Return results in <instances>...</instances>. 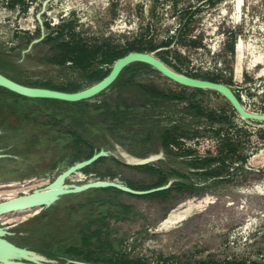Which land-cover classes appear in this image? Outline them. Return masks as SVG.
<instances>
[{"label":"rangeland","instance_id":"obj_1","mask_svg":"<svg viewBox=\"0 0 264 264\" xmlns=\"http://www.w3.org/2000/svg\"><path fill=\"white\" fill-rule=\"evenodd\" d=\"M61 44L88 58L52 61ZM130 46H149L162 60L198 78L228 81L247 109L264 112V0H0V71L26 85L83 89L112 67L102 59L103 52L113 56ZM148 90L169 99L154 98ZM180 94L182 100L172 99ZM54 120L52 126L37 124ZM171 126L200 159L214 158L209 164L216 171L191 169L194 156L165 153L164 159L147 164L153 170L126 167L110 156L91 165L89 172H76L68 183L102 175L153 186L162 178L159 170L188 174L184 187L141 196L129 213L119 210L109 217L102 236L107 250L100 252L103 245L95 239L91 253L97 260L123 257L134 264H264V125L244 121L221 95L179 89L151 69H127L87 102L19 98L0 87V150L22 162L7 161L15 177L2 182L24 185L34 179L30 192L45 187L76 156L87 154L80 137L121 160L116 145L133 155L160 156V135ZM28 133L37 138L30 140ZM130 196L111 187L65 195L21 220L12 215L18 221L9 238L66 256L45 254L53 260L82 261L68 246L81 245L87 233L82 227L93 224L96 216L106 218L118 210L99 199L128 204ZM12 217L0 219V225H14Z\"/></svg>","mask_w":264,"mask_h":264},{"label":"water","instance_id":"obj_2","mask_svg":"<svg viewBox=\"0 0 264 264\" xmlns=\"http://www.w3.org/2000/svg\"><path fill=\"white\" fill-rule=\"evenodd\" d=\"M41 24L44 28L42 21ZM34 42L36 41H33L32 44ZM135 62L149 64L158 70L163 76L181 85L215 91L221 94L230 103L232 108L243 117L244 121L256 126L264 125V112L261 113L247 109L230 85L220 81H213L188 75L187 73L178 70L177 68L165 62L156 56L152 51H132L122 57H119L113 63L110 72L106 76H104L99 81L77 91H64L49 87L26 85L9 77L1 71L0 87L6 88L14 93L28 98L80 102L91 99L108 89L118 79L122 71L128 65ZM116 146L118 148V152L125 160L119 159L112 151L102 148L89 158L76 161L67 168L56 173L57 175L45 187L36 188L30 193L20 194L14 198L0 200V217L9 212L28 209L36 206H40L41 209L49 208L65 195L78 194L92 189L111 187L134 195H147L166 190L172 186L174 183V180L172 179H169L166 184L145 190L135 189L126 183L107 178H96L82 183L67 182V180L73 174L93 165L101 158L113 156V158L128 166H142L150 164L151 162L159 159H164L165 151L163 149L159 151V153H161L159 158H152L151 156L158 152L150 153L147 156H138L127 152L120 145ZM123 151L127 152L128 155L131 154L141 158L142 161H128L126 156L123 154ZM1 156L3 155L0 154V157ZM16 224L8 225L3 223L0 225V264H95L92 262L72 259H64L65 262L53 260L36 250L13 243L8 239V237L15 234V232L11 229ZM35 255L39 258H35Z\"/></svg>","mask_w":264,"mask_h":264},{"label":"trees","instance_id":"obj_3","mask_svg":"<svg viewBox=\"0 0 264 264\" xmlns=\"http://www.w3.org/2000/svg\"><path fill=\"white\" fill-rule=\"evenodd\" d=\"M152 49H150L149 46H145V47H136V46H130V50H127L126 52H121L119 54H116V55H113V56H109L106 52H103L102 53V59L104 61H107L108 63L112 64L119 58V57H122L124 55H126L127 53L129 52H132V51H151ZM156 50V49H155ZM59 55L57 56V58H54L52 61H55V62H59V63H65V60L68 59V58H73L74 60L75 59H78V60H83L84 58H88V54L84 53V54H75V50L70 48L69 47V44H61L59 46ZM170 51V50H169ZM167 62L168 64L172 65L173 67L177 68L178 70H181L185 73H187L188 75H191V76H194V77H197L199 75H196V74H193L191 72H188V71H184L181 67L177 66V65H174L172 64L171 62H168V61H165ZM111 65V66H112ZM112 68V67H111ZM110 69H108L100 78L102 79L104 76H106L109 72H110ZM133 69V68H136V69H141V68H145V69H151L153 70L154 72L162 75L158 70H156L155 68H153L152 66H150L149 64H146V63H143V62H135V63H132L130 65H128L123 71L122 73L120 74V76L118 77V79L120 77H123L125 71L127 69ZM163 76V75H162ZM165 77V76H163ZM166 79L170 80L169 78L165 77ZM117 79V80H118ZM205 79V78H204ZM206 79H209V80H213V81H220V82H225L226 84H229L228 81H221L220 79H217V78H211V77H208ZM98 80V81H99ZM116 80V81H117ZM115 81V82H116ZM176 87H179V89H186V90H190L192 92H206V93H213V94H216V95H221L215 91H212V90H206V89H200V88H193V87H188V86H184V85H181L175 81H172L170 80ZM97 82V81H96ZM114 82V83H115ZM113 85V84H112ZM2 89H5L9 92H11L12 94H15L16 96H18L19 98H28V97H25V96H22V95H19L17 93H14L6 88H3L1 87ZM66 91V90H64ZM74 91H77V90H74ZM149 93L151 94V96H153L154 98H158V99H163V100H166L167 98L169 99V96L168 94H162L160 92H157V91H154L153 90H148ZM222 96V95H221ZM183 95L180 94V95H174L172 97L173 100H182L183 99ZM43 99V98H41ZM47 101H55V102H62V103H68L66 101H61V100H56V99H46ZM227 101V100H226ZM81 102V101H80ZM82 102H87V100H83ZM228 102V101H227ZM229 103V102H228ZM191 105V104H190ZM234 110V109H233ZM155 115V114H154ZM155 117V116H154ZM152 119H155L153 117H151ZM172 128H175L173 126H171L170 128H167L165 129L161 135H160V139H161V143H162V147L164 148L165 152L170 155V156H176V155H185V156H188V155H192L194 153L193 150H190L188 149V146H187V142L185 141V138H182L181 136V133L180 135L176 134V133H173V129ZM80 137V136H79ZM80 142H82V144H84V146L87 147V154H85L84 156H76L77 159H75L71 164L75 163L76 161H79V160H82V159H86V158H89L90 156H92L95 152L99 151L96 147L94 146H89L88 142H86V140H84L82 137L79 138ZM183 147V150H181V148ZM86 153V151L84 152ZM194 158H196L195 160H192V168H195V169H199V168H205L206 170H204L205 174H209V173H213L216 171V168H213L211 167V165L209 164V162L215 160L214 158H205V159H200L199 156H195ZM101 159H105V158H101ZM101 159H99L98 161H100ZM97 161V162H98ZM96 162V163H97ZM95 164V163H94ZM209 164V165H208ZM144 166V165H142ZM145 166H151V165H145ZM91 166L85 168L84 170L86 172H89L90 171V168ZM136 167V166H135ZM159 172L162 174V178L161 180L159 181V184L157 186H161L163 184H166L169 180L170 177H173V176H177L179 178H181L182 180H177L175 181L172 186L166 190H163V191H159V192H155V193H166V192H169L172 188H175V187H184L185 186V180L188 178V174L186 173H181L179 172L178 170H175V169H170L168 172H163L162 170H159ZM216 176V175H214ZM156 186V187H157ZM102 189V188H101ZM108 189V188H107ZM155 193H152V194H155ZM150 194V195H152ZM84 239V238H83ZM87 242H84L83 241V246L84 247H87ZM105 250H107V247H104ZM95 253H91V252H87V253H83V254H80L78 256H81L83 258L82 261H87V262H101V263H112V264H134V262H130V261H126L125 259H123V257H118V258H115L114 261H110V260H97V258L94 256ZM73 255L77 256V254H74Z\"/></svg>","mask_w":264,"mask_h":264},{"label":"crops","instance_id":"obj_4","mask_svg":"<svg viewBox=\"0 0 264 264\" xmlns=\"http://www.w3.org/2000/svg\"><path fill=\"white\" fill-rule=\"evenodd\" d=\"M39 86H41V87H49V86H46V85H39ZM49 88H54L55 89V87H49ZM57 89V88H56ZM162 149L164 150V148L162 147ZM165 151V150H164ZM166 153V152H165ZM192 153H194V154H192V155H188V156H196V152L195 151H193ZM148 154H150V153H148ZM148 154H146V155H148ZM146 155H144V156H146ZM168 155V154H167ZM138 156H140V155H138ZM175 157H180V158H182V157H187V156H185V155H176ZM194 157H192V158H194ZM107 159V158H106ZM113 160L114 161H116V162H118V163H120V164H122V165H124V166H126V167H131V168H133V167H135V166H128V165H125V164H123V163H121V162H119L118 160H116L115 158H113ZM195 160V159H194ZM137 168H140V169H147V170H150V169H154V168H152V166H136ZM155 167V166H154ZM191 169H194V168H191ZM99 178H104V176H102V175H100V177ZM108 178L109 179H115V177L114 176H108ZM116 180V179H115ZM128 182H130V184H135V185H137L136 183H134L133 181H130V180H126V181H123V183H126L127 185H129L128 184ZM159 184V182H157L155 185H153V186H140V185H137V187H135V189H140V190H145V189H149V188H153V187H156L157 185ZM130 186V185H129ZM102 189H106L107 190V188H102ZM121 191V190H120ZM115 192H118V191H115ZM118 193H120V192H118ZM131 195H133V196H130L129 198H130V203H128V204H123V203H119V204H117V205H115L114 203H111L110 201H108V200H105V199H99V202L100 203H102V204H105V205H109L110 207H117L118 208V210H117V212L115 213V214H113V213H109V214H107L106 215V218H104V216L105 215H99V216H96L94 219H93V224H95V225H99V227H97V228H92V226H93V224H87V225H85L84 227H82V229H86V232L87 233H85V234H83L84 236H83V241L84 242H87V244H89V245H87V247H85L86 249H83L82 248V246H83V241H82V239H81V245H69L68 246V251H69V253H71V254H77V255H80V254H83V253H87V252H91L92 250H91V248L92 247H94V246H96L95 245V242L96 241H93V240H95V239H97V241H99L100 242V244H102L103 245V249L100 251V252H103V251H106L105 249H104V247H108V244L107 243H104V241L102 240V236L103 235H106V233L105 232H103V230H104V224L106 223V220H108V218L110 217V219H112L113 218V216L115 215V217H116V215H118V211L119 210H122V211H124L125 213H129L130 212V210H131V205L133 204V202H136V201H138V199H139V197H141V196H144V195H134V194H131ZM128 197V196H127ZM95 200H90L89 202H94ZM97 201V200H96ZM97 203V202H96ZM40 231V230H39ZM38 231V229H37V233L39 232ZM35 232H36V230H35V228L32 226L31 227V231H30V233H31V236H33L34 234H35ZM80 236H82V234L80 235ZM90 246V247H89ZM30 249H33V250H36V251H38V252H41V253H43L44 255L46 254L47 256H51V257H54V258H59V259H62L63 257L65 258L66 256H65V254L64 255H57V254H52V255H50V253H47V252H45V251H42V250H38V249H35V248H33V245L30 247ZM65 250H63V252H64ZM66 252V251H65ZM62 257V258H61Z\"/></svg>","mask_w":264,"mask_h":264},{"label":"bare ground","instance_id":"obj_5","mask_svg":"<svg viewBox=\"0 0 264 264\" xmlns=\"http://www.w3.org/2000/svg\"><path fill=\"white\" fill-rule=\"evenodd\" d=\"M238 48L241 50V48H242V44H239V46H238ZM6 74V73H5ZM7 75V74H6ZM261 113H263V112H261ZM240 116V115H239ZM242 119H243V117L242 116H240ZM114 150V149H113ZM123 154L126 156V158H127V160L128 161H130V162H139V161H142V159L141 158H139V157H135V156H133V155H128L127 154V152H125V151H123ZM158 156L159 155H152L151 157L152 158H158ZM160 157V156H159ZM123 158V157H122ZM40 182V181H39ZM35 183V180L34 179H32V180H29V181H27V183L26 184H24V185H22V184H19L18 182H0V197H5L6 199L7 198H14V197H16V196H18V192L19 191H23V192H25L26 194L27 193H29L30 192V189L32 188V186L33 187H35L34 184ZM41 184V183H40ZM36 185H38V184H36ZM39 209H41L40 208V206H36V207H32V208H28V209H23V210H17V211H14V212H9V213H7V214H4V215H2L1 217H0V219H4L5 220V217L6 216H10V217H12V215H17L18 216V214L21 216V218L19 219V220H21V219H23L24 217L26 218V216H27V214L29 213V212H35V211H37L38 212V210ZM28 217V216H27ZM12 218H14V220L13 221H11V224H15L17 221H18V219L17 220H15V216L14 217H12ZM11 218V219H12ZM8 219V218H7ZM10 219V220H11ZM6 221V220H5ZM7 222V221H6ZM38 257V256H37Z\"/></svg>","mask_w":264,"mask_h":264},{"label":"flooded vegetation","instance_id":"obj_6","mask_svg":"<svg viewBox=\"0 0 264 264\" xmlns=\"http://www.w3.org/2000/svg\"><path fill=\"white\" fill-rule=\"evenodd\" d=\"M63 104H65V103H63ZM54 109V108H53ZM26 118V120H34L35 121V119H33L32 117H25ZM65 118H63L62 119V121L61 122H58V123H64V120ZM59 120H61V119H59ZM38 125L40 124V125H42V126H46V125H50V126H52V125H54V124H56V120H54V121H52V122H41V123H37ZM3 129V128H2ZM4 130V129H3ZM3 130H0V133H2L3 132ZM16 131H20V129L19 128H17L16 127ZM28 134H30V135H32V136H30V140H34L35 138H37V136H35L34 135V133H28ZM28 140H29V138H27ZM0 154H2L3 156H1L0 157V161H2L3 163H2V165L0 166V182H2V181H9L8 180V178H12V177H15V176H12V175H14L13 173H14V171H12V167H13V165H11V164H8L7 163V161L8 162H10V163H17V164H19V165H21V159L19 158V156L18 155H15V154H12V153H9L8 151H1L0 150ZM18 162H17V161ZM5 173V175H6V178L5 179H3V176H2V174H4ZM12 173V174H11ZM15 174H16V172H15ZM36 176V175H35ZM31 177V176H30ZM27 177H25V178H21V179H15V180H25ZM13 180V179H12ZM8 239L10 240V241H12L13 243H15L11 238H9L8 237ZM16 244V243H15ZM17 245H19V244H17ZM20 246H23V245H20ZM64 260V259H63ZM64 262V261H63ZM95 264H101V263H98V262H95Z\"/></svg>","mask_w":264,"mask_h":264}]
</instances>
